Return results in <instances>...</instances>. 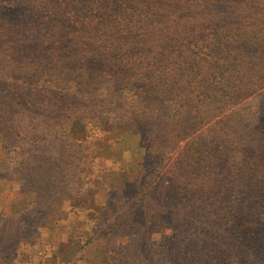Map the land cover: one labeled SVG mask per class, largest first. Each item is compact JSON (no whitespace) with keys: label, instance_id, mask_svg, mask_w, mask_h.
<instances>
[{"label":"rangeland","instance_id":"374dc122","mask_svg":"<svg viewBox=\"0 0 264 264\" xmlns=\"http://www.w3.org/2000/svg\"><path fill=\"white\" fill-rule=\"evenodd\" d=\"M262 21L0 0V264H264Z\"/></svg>","mask_w":264,"mask_h":264},{"label":"trees","instance_id":"16d2710c","mask_svg":"<svg viewBox=\"0 0 264 264\" xmlns=\"http://www.w3.org/2000/svg\"><path fill=\"white\" fill-rule=\"evenodd\" d=\"M170 1H174V0H170ZM183 17H188V15H186V12H183ZM185 19V18H184ZM262 24H264V21H262ZM184 26H187V28L189 29L190 27H189V25H188V22H185V25ZM230 41H231V36H230V34H225V35H222V37L221 36H219V38H217V42H219L220 43V45L221 46H223V45H225V46H227V48L228 49H230ZM257 42H259V38H256L255 39V43H257ZM217 68H218V70L223 74V71H222V69L219 67V66H217ZM226 72V71H225ZM167 78L168 77H164V78H161V81L162 80H167ZM149 93H151V92H149ZM149 98H152V97H149ZM144 101L145 102H147L148 104H150V101L149 100H147V99H144ZM140 122V120H138V119H135V122H134V124H137V123H139ZM107 123V122H106ZM110 125H109V130H110ZM112 129V128H111ZM191 156V158L192 159H194V160H200L199 158H197L196 156H193L194 154H190ZM129 223H131L130 222V218H129V216L128 217H126V220L124 221V224H121V227L122 228H116L115 226H113V228L112 229H110L108 232H107V234L106 235H108V234H112V233H120V234H122V233H124V232H126L127 230H126V228H127V226H128V224ZM126 227V228H125ZM115 231V232H114Z\"/></svg>","mask_w":264,"mask_h":264}]
</instances>
